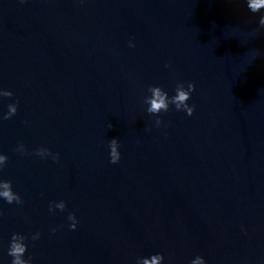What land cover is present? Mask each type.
<instances>
[{"label":"water","instance_id":"95a60500","mask_svg":"<svg viewBox=\"0 0 264 264\" xmlns=\"http://www.w3.org/2000/svg\"><path fill=\"white\" fill-rule=\"evenodd\" d=\"M262 15L247 0H0V180L23 201L0 197V264L13 233L32 264H264ZM178 82L194 111L170 104L157 125L148 88Z\"/></svg>","mask_w":264,"mask_h":264},{"label":"clouds","instance_id":"9594fccd","mask_svg":"<svg viewBox=\"0 0 264 264\" xmlns=\"http://www.w3.org/2000/svg\"><path fill=\"white\" fill-rule=\"evenodd\" d=\"M247 7L253 12H259L261 9H264V0H247ZM259 24L264 26V15H262L259 19ZM195 90V84L193 82H189L187 88H185L183 82H178L176 86V94L172 97L168 96V93L159 85H151L148 88V91L151 93L150 96L145 97V103L148 104L147 111L150 114L156 115V124L160 125L161 120L157 114L161 112H166L169 109L170 104H174L177 110H186L188 115H192L194 111V105L189 106L187 101L190 99L191 93ZM0 95L3 96H12L13 93L8 90H4ZM17 112V104H9L8 112L4 114V119H9ZM113 125L110 123L109 128H112ZM110 147V162L116 163L120 159L119 152V142L117 138H113L109 143ZM18 151L24 152L25 146L20 144L17 148ZM36 153L41 157L46 155H51L49 149L39 148L36 150ZM53 159H58V154L53 155ZM8 160L7 155L0 154V166L6 164ZM0 197H3L9 204L13 201L16 203H22L21 196L12 190V181L10 180H0ZM55 208H59L60 210H64L66 208V203L64 201H60L55 203ZM49 210L53 211V206L50 203ZM68 219L72 221L70 224V228H76V217L73 213H69ZM39 237V233H36L32 238L37 239ZM26 237L20 233H13L11 237V241L8 248V255L12 257L11 264H32L31 259H25L24 254L27 250V244L25 243ZM150 261L147 257L144 258V264H162L164 259L163 253H155L152 254ZM197 261H200L202 256L197 255ZM140 259V258H138ZM193 264V261H191ZM203 264H205V260L203 258Z\"/></svg>","mask_w":264,"mask_h":264}]
</instances>
